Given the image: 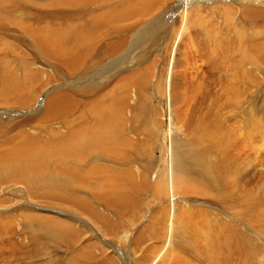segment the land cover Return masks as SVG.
<instances>
[{
  "label": "bare ground",
  "instance_id": "bare-ground-1",
  "mask_svg": "<svg viewBox=\"0 0 264 264\" xmlns=\"http://www.w3.org/2000/svg\"><path fill=\"white\" fill-rule=\"evenodd\" d=\"M179 1L178 5L181 7H186L189 2ZM232 1L240 6L244 22L255 24L258 18L264 17V6L255 5L264 4V0L249 1L255 4H248V0H239L242 5L238 0ZM103 4L105 9L101 10ZM152 4L151 0H0V28L14 29V36H27L29 42L25 41L26 48L35 46V43L40 46H37L40 53L34 54L30 59L21 47L22 51L11 49L9 52L12 53L13 59L6 58L0 64V106L27 111L38 106L39 101L46 96L43 101L45 113L41 118L39 114H34L20 119L16 114H11L13 118L20 120L11 123L0 121V195L5 184L13 183L12 187L22 185L27 197L44 201V205L56 202L60 208L81 210L93 214L98 219L100 213L96 212V207L90 206L89 201L80 198L83 190L78 189L75 184L80 183L85 189L90 183L93 187V182H97V185L102 182L101 186L105 187L102 184H106V189H92L91 193L96 195L99 205L114 212L119 218H133L134 222L140 213L147 211L141 207L138 199L145 200L146 204L152 199L157 201L158 206L156 205L153 213L154 221L151 219L154 227L158 222L157 231L154 227L150 229L149 238L161 240L162 243H158L159 246L150 252L148 259L146 256L148 264H153L151 253L156 250L162 260H167L164 254L171 255L175 258V264H264V244L256 243L253 238L240 233L238 225L226 217L230 214V218L241 216L248 219L246 221L254 231L264 232V198L256 195L260 194L261 190L258 193L257 190L250 191L252 186L248 187L250 190L243 189L239 174L244 161H237L234 156L236 151L243 156L241 153L246 152V148L252 150L255 157L259 156L261 149L264 152V138H259L261 133H264V105L259 102L254 106L259 96H252L254 98L249 101H245V96L240 98L243 92L240 89L244 85L255 84L259 89L264 83V78L260 79L256 76L258 74L252 75L246 69L250 64L264 75V42H261L264 39L258 38L255 44L249 45L250 50L242 47L239 52L236 51L240 54L238 60L235 54L226 49L229 55L225 54V51L222 53L223 57L228 59L224 58L225 66L221 65L224 63L221 61L223 58H216L218 54H214L215 58L210 55L211 58L207 61L212 64V72L219 73L218 81L213 84L208 80L197 79L191 86H186L190 90L184 86V91L180 92V80L175 79L170 105L175 103L176 109L180 110L176 114L178 126L172 119L169 120L168 114L167 127L162 131L156 115L157 108L149 101L150 96L144 99V89L149 88L154 78L152 69L146 68L139 75L121 78L113 86V91L118 92L117 94L121 91L123 97H117L113 93L107 96L106 89L104 92H98L99 83H95L98 79L94 77L96 67H99L96 63L97 57L99 56L100 62L104 56L114 54L115 49L117 53L120 49L119 43L123 44L122 38L120 42H117L119 39L111 42L113 35L121 34L123 29L125 32L127 26H132L137 21H143L151 14L149 11L154 7ZM72 8L78 11L73 10L75 12L72 13ZM34 9L46 12L36 14ZM220 9V14L226 18L225 24L231 28L234 8L226 5ZM195 10L197 9L191 12ZM198 11L194 13L197 14ZM190 18L194 23L190 24L189 28L199 29L204 34L215 32L212 31L213 27L207 31L206 23L201 17L192 15ZM126 22L129 25L124 24ZM245 27H248L247 24ZM255 27L254 25L251 29ZM239 35L244 39L248 34ZM106 40L110 43L104 44L103 41L106 43ZM5 47L7 44L4 49ZM38 56L42 57V60L52 61L49 63L53 64L52 72L56 71L57 77L31 67L37 62ZM226 61H229L228 64ZM87 62L88 72L83 74V81L90 79L94 82L90 86H81L83 81H77L75 77L81 73L83 64ZM182 73L186 74L184 71ZM47 75L49 77L45 80L44 76ZM61 80L66 81L65 87H56L57 89L42 97L46 87ZM160 80L158 81L161 82ZM157 82L156 93L162 94L165 79L161 84ZM210 84L216 89L219 85L221 94L214 92L212 96ZM133 87H137L138 94L144 99L135 102L136 107L131 105L130 95L135 90ZM216 89L214 88V91ZM78 97L84 100L91 98L92 101L90 99L91 102L88 100L82 104L77 100ZM260 97H264V92ZM249 107L263 118L258 119L251 115L250 118L247 117L246 110ZM228 110L231 117L239 114L241 124L243 125L244 121L248 126L240 135L236 133L237 126L227 119ZM128 111L132 112L134 118L138 117V120L135 119L138 124L127 121ZM250 120L260 121L251 123ZM234 121L238 125L239 121ZM46 122L51 123L45 125ZM127 122L132 128H128ZM22 123L26 125L19 128L17 133H13L15 127ZM58 124L63 126L53 128ZM29 127H33L35 131L28 130ZM128 129L133 137L127 134ZM184 131L189 139L183 134ZM142 134L145 135L144 138ZM205 144L208 146H204ZM263 157L261 158L264 159ZM258 161L260 160L257 158L247 161V166H243L242 171ZM102 162L111 165L103 166L100 164ZM243 182L244 185L247 181ZM94 186L96 187V184ZM261 196L263 197V194ZM2 198L3 196L0 199V207H6L7 201ZM208 199L210 201L205 202ZM229 209H232L231 212H227ZM21 218L28 232L43 231L48 240L73 243L72 240L77 237L67 226L56 222L55 218L51 221L43 216L36 219L31 216ZM43 220L47 223H43ZM100 220L102 225H105L104 222L108 225L112 223V219ZM155 221L157 222L154 223ZM133 222L131 221L132 224ZM5 223L0 222V227L6 228L12 224ZM116 228L120 230L123 226L116 222ZM158 229L163 230L162 235ZM202 233L204 236L209 234L210 240L202 237ZM164 237L170 238L173 243H167ZM232 237L238 242L230 243ZM36 240L39 242L42 238L37 234ZM86 258L93 259L90 254ZM82 260L88 259L77 256L69 259V264H80Z\"/></svg>",
  "mask_w": 264,
  "mask_h": 264
},
{
  "label": "rangeland",
  "instance_id": "rangeland-1",
  "mask_svg": "<svg viewBox=\"0 0 264 264\" xmlns=\"http://www.w3.org/2000/svg\"><path fill=\"white\" fill-rule=\"evenodd\" d=\"M151 1L153 3V0ZM154 1H156L157 4L154 3L155 8L153 7L150 9L149 12L151 14H149L148 17H145L144 20L142 19L143 21H137L132 26L126 25L127 29H125V32L123 31L124 30L123 29L121 34L113 35V37L110 39L111 42L118 40V39L119 40L117 42H120L121 38H122L121 41L123 39L124 41L125 40L126 41L125 42L123 41V44L119 43L118 48L120 47V49L121 48L122 49L121 50L118 49L119 51L117 53H116L117 49H115L116 54L112 53L111 56L106 55L103 57V59H101L100 62L98 60L99 56L97 57L96 63H97V66L99 67H96V75H94V77L96 76V78L98 79V81L95 82V83H99L97 85L98 87H100V90L98 92H104L106 89L107 90L106 93H108L106 94L107 96L113 93L117 97L119 96L123 97L121 95V91L119 94H117L118 92L113 91V86L116 83H118L121 78H124L127 75L128 76H134V74L139 75L146 68L152 69L153 70L152 75H154V78H152L153 80L151 81L152 83L149 84V88L147 87L148 89L147 88L144 89V94H146L144 95V99L150 96L149 101L153 102V105L155 106V108H157L156 112L157 113L159 112L158 114L156 113V115L158 117L159 124L161 125V130L163 131L164 127L165 126L167 127L166 119H168V116L170 115L169 120L171 121L172 119L173 123L176 124L177 122L176 114L179 113L180 111L179 109L178 110L176 109L177 107H175V103L170 105V103H172L171 102L172 92H173L172 84L174 83L175 79L180 80V83H181V85L179 86L180 87L179 90H181L180 92L184 91V86L185 87L187 85L191 86L194 83V80H197V79H200V80L203 79L206 81L208 80V82H210L211 84L217 82L219 73L212 72V69H211L212 64H210V62H208L207 60L210 59L211 57L215 58L214 54L215 55L218 54L216 55V58L220 60L223 58L221 61H224V63L221 65L225 66L224 64L227 58L223 57L222 55L224 51L227 52L225 54H228V55H229L228 51H230L232 54H235L234 56L238 60L240 54L237 52H239L240 48L247 47V49L250 50L251 49L250 46L255 44L258 38L264 39V17L258 18L256 22H254L255 24H253L252 22H244L245 19L243 18V14L240 10V6H238L236 2L232 0H219V1L218 0H213V1L211 0H199V1L198 0L197 1L187 0V2L189 1L188 4L186 5L187 8L179 6L178 5V2H180L179 0H154ZM249 1L250 0H248V4H255ZM238 2L242 5L241 1L238 0ZM226 5L228 6L230 5L231 8H234L233 9L234 14L231 15L232 16L231 19L233 23L232 24L233 26H231V28H229L227 24H225L226 18L222 14H220V11H221L220 8ZM255 5L264 6V4L262 3L255 4ZM104 7H105L104 4L101 5V10H104L105 9ZM198 8H200V11H198ZM194 9H197L194 11V12L198 11L197 14H195L194 12H191ZM73 10L78 11V9L72 8L71 10L72 13L75 12ZM184 10L186 12H184ZM33 12L37 14L38 12L43 13L46 11L35 10ZM191 14L197 18L201 17V19L205 21L207 31H209L210 28L212 30V27H213L214 29L212 31H215V32L214 33L211 32L209 33L210 34L209 35L207 33L204 34L199 29H193L191 27L189 28V25L194 23L193 19L190 18V16H192ZM45 15H49V13H45ZM124 24H128V22ZM245 24H247L248 27H245ZM254 25L256 27L251 29V27H254ZM235 26H237V28H235ZM0 29H2V31L5 29L3 32L0 31L1 32L0 33V49H1L0 64H2V61H5L6 58L13 59L12 53L9 52L11 49L15 51L23 50L24 54H26V57L28 59L32 58L34 54L40 53L38 49V47L40 48V46L36 45L35 42H34L35 46L26 48L24 44H26L25 41L29 39L27 36H24L22 34H17L14 36L12 33L14 32V29H9L7 27H5L4 29L3 28H0ZM240 33L248 34L246 35L247 38L243 39L242 37H240L239 35ZM10 35L13 36L15 39L13 37H10ZM207 35L208 37H206ZM2 36L4 37V40ZM213 36L216 37V39ZM2 40L4 42H2ZM103 42L104 44L110 43L109 40L106 43L105 41ZM261 42H264V40ZM5 44H7V47H5L4 49ZM238 45L241 47H239ZM20 47L22 48V50L20 49ZM261 47L263 48V46ZM212 48L213 50H211ZM226 49H228V51H226ZM3 55L5 56L4 58H3ZM125 55H128V56H125ZM42 59H43L42 57L38 56L37 62H34V64L31 67L32 68L34 67V69L44 70L48 72L49 74L57 77L55 75L56 71L55 73H53L54 72L53 71L54 68L52 67L53 64L49 63L52 61H45ZM204 60L206 61L204 62ZM228 62L229 61H226L227 64ZM88 64L89 62H87V64H83V67H82L83 70L77 77H75L77 81H83V74L85 72L86 73L88 72V68L86 66ZM254 68H255V73H254ZM246 69H248L252 75L258 74L256 76H259L260 79L264 78L263 73H261L257 67L253 65L250 66L249 64V66L248 65L246 66ZM182 71H184L186 74L182 73ZM222 73L221 75H224ZM204 76L206 79H204ZM48 77H49L48 75L47 77L44 76V79L46 80ZM161 77H163L162 78L163 81L165 79L163 93L160 94L158 92L159 94H157L156 93L157 91L155 90L156 89L155 83L158 80H160ZM101 79L103 80L101 81ZM155 79L157 81H155ZM103 81L105 84L103 83ZM163 81L161 82L158 81L157 84H161L163 83ZM65 82H66L65 80L56 81L52 83L50 86L46 87V89L44 88L45 90L43 91L44 94H42V97H44L48 92L51 93V91L54 89L65 87L66 86ZM93 82L94 81L87 79L82 82L81 86H90V84H92ZM211 84H210V91L212 92V96L214 95V92H216L217 95L221 94L222 89L220 88V86L217 85V89H216V87L212 86ZM214 88L216 89L215 91H214ZM136 89L137 87L133 91L134 93L130 95L131 105H134L132 107H136L135 104L138 101H140V99H142L140 94H138V89L137 90ZM186 89L190 90V88H187V87ZM240 90L243 91L240 94V98L245 96L246 98L245 101L246 100L249 101L254 98V97L252 98V96H256V97L259 96L258 100L254 102L255 103L254 106H257L259 102H260V105L261 104L264 105V97H260V95L264 92V83L262 87L259 89L256 87L255 84H252V85L246 84V86L244 85L243 87H241ZM147 92L149 94H147ZM52 96L54 95H50V97ZM45 98L46 96L44 97V99ZM44 99L39 101L38 106L36 105V107L30 108L27 111H23L17 108L10 109L9 107L1 108L0 106V121L5 122V123H11L14 120L24 119L25 117H28L31 115L34 116V114H39V117L41 118V115L45 113L44 106H43ZM90 99L91 98L84 100V98L82 99L81 97L77 98V100L78 101L80 100L82 104H84L88 100H89L88 102H91L92 99L91 101ZM208 105H210L209 102H208ZM185 106L186 105H184V107ZM247 106L248 105H246V107ZM185 109H187V106L185 107ZM34 110H37V111H34ZM247 111L249 113H247ZM229 112L230 110H228V113L226 111L227 119L230 121L231 124H234L235 126H237L236 133L240 135L241 131H245L248 129V126L244 123V121H242L243 125L241 124V122L239 121L241 120L239 114L238 116L235 115L234 117H231ZM8 114H10L9 117H8ZM11 114H16L20 119L13 118ZM249 115L254 116V117L256 116V118L258 119L264 117V113H263V117H261L255 113V110L253 108H250V107L246 110V116L250 118ZM127 117L129 118V120L127 119V121H129L131 124L132 123L138 124V121H137L138 117L134 118V116L132 115V112L128 111ZM247 117H244V119H246ZM136 118L137 120H135ZM233 118L239 121L238 125L236 121H234ZM5 119L7 121H5ZM259 121L260 120H255V122H252L250 120L251 123H259ZM129 122H127V124ZM47 123H51V122H46L45 125ZM130 123L128 124V128H132V125ZM25 125L26 124L22 123L16 126L15 131L13 133H17L16 131H18L19 128ZM58 125H55L54 127L53 126L52 127L60 128L61 126H63L61 124L59 126ZM27 129L30 131H35L33 127L32 128L29 127ZM129 130L130 129H128L127 134L133 137L134 135L131 132H129ZM139 130L141 131V127ZM183 134L186 135V138L189 139V136L185 131L183 132ZM261 134L262 135L259 136L260 139L264 138V133H261ZM144 137L145 135L143 136L142 134V138ZM174 137L175 136L173 134L172 138L174 139ZM204 146H208V144H205ZM245 150L246 152L241 153L243 154V156L238 154L237 151L235 152V155L231 153L232 155L236 156L237 161H240V162L244 161L243 162L244 165L241 166L240 170H241V173L242 174L244 173L245 175L244 174L242 175L241 173L239 174L241 177L239 178L241 180L240 184L243 187V189L246 188L247 190H250L249 188L252 186L250 191L257 190L256 192L258 193V191L260 192L261 190L260 194L258 193L259 195L258 194L256 195L258 197L260 196V198H264V159L261 158L262 156H264V152L261 149L258 152L259 156L255 157L253 156L252 150H250L249 148H246ZM252 158H257L260 161L256 162L252 167H247L246 170L242 171L243 169L242 167L247 166L246 162L252 161ZM100 164L103 166L111 165V163H108V162H102ZM243 176H244V180H243ZM243 181L245 182L247 181L244 184L245 186L243 185L244 183ZM100 183L102 182H99L97 185V182L96 183L93 182V187H91V183L90 185L88 184L87 187L88 188L91 187V189H87L86 186H85V189H83L82 188L83 186H81L80 183L75 184L78 189L83 190L80 194V198H84L87 201H89L90 206L96 207V210H97L96 212H99L101 214V215L98 214V219L93 214H90V213H87L81 210L79 211L77 209L69 210L68 208L66 209L60 208L56 202L51 205H49L48 203H45L44 205L43 204L44 201H41L39 199L33 200L34 198L27 197L26 190L23 187H21L22 185H18V186L14 185L12 187L13 183L12 184L8 183V185L5 184V186L1 188L2 193L0 195V199H1V196H3L2 199H5L7 203L5 205L6 207L4 206L0 207V222H6L5 224L7 225L9 222H11L12 224H9L10 226H7L6 228L0 227V237L2 239V240L0 239V264H69V259L77 257V256H81L83 259H88V260H82L80 264H114V262H117V264H148L147 259L150 257L149 256L150 252L154 248H157L159 246L158 243H162L161 240H155V239L152 240L151 238H149L150 229L154 227V224L151 221L154 219L153 213L156 207L158 206L157 201L155 199H152V200L148 199L149 202L146 204L145 200L138 199L140 198L138 197L137 199L140 200L141 202L140 204L142 205L141 207L144 209H147V211L144 210L145 212H142L139 214L138 219H136L138 221L134 219L135 221L133 222L132 220L133 218H129V217L119 218L114 212L108 211L104 206L99 205L100 203L96 202V195L91 193L92 189L93 190L94 189L96 190L106 189L105 188L106 184H102V185H105L104 187V186H101ZM94 184H96V187L94 186ZM6 186H10V187H6ZM262 194H263V197L261 196ZM200 200H203V199H200ZM208 201H210V199H208L205 202H208ZM146 205H148V207H146ZM231 210L232 209H229L227 212H231ZM16 213H17V216H16ZM27 213L36 214V215H31ZM226 214H229V213H226ZM230 215H226V217L228 216L229 220L231 219L232 222L234 221L233 222L234 224L238 225L240 229V233H243V235H248L249 237L253 238L254 240H256L255 241L256 243H260L261 245L264 244V232L260 233L258 231H254L253 228L250 227L251 224L246 221L248 219H245L241 216L240 217L232 216L234 218L233 219L232 217L230 218ZM22 216L24 217L31 216L35 219L39 216H43L44 219L48 218L49 221L55 218L54 220H56V222L67 226L70 229L71 233L77 237H75L74 240H72L73 243H69L65 241H62V242L54 241L53 239L48 240L43 231L38 230L37 233L28 232L24 225L23 218H21ZM101 218H106L107 220L112 219L111 220L112 223H109L108 221L109 225L107 224V222H104L105 225H102L101 223H99V222H102L100 220ZM113 220L115 223L113 222ZM131 221L133 222V224L131 223ZM116 222L121 224L123 228H121L120 230H117ZM135 222L136 224H134ZM156 222L157 221H155L154 223ZM43 223H47V221L43 220ZM96 223H99V224H96ZM157 224H155V227H154L156 228L155 231H157ZM158 231L162 235L161 231L163 230L158 229ZM251 232L252 233L255 232V233L252 234ZM37 234L38 236L42 238V240L39 242H37L36 240ZM209 234L204 236L202 233V237L210 240ZM164 239H166L167 243H173L172 241H170V238L168 237H164ZM237 242L238 240L234 237L230 239V243H237ZM138 243L140 245H138ZM87 254L88 255L90 254V257H92L93 259L86 258L88 256ZM146 256H147V259H146ZM151 256H152L153 264H162L163 261H164V264H175L174 263L175 258H172L171 255L167 253L164 254V258L166 257L167 260L161 259L160 253L158 252V250H156L155 253H151ZM149 264H151V262Z\"/></svg>",
  "mask_w": 264,
  "mask_h": 264
},
{
  "label": "crops",
  "instance_id": "crops-1",
  "mask_svg": "<svg viewBox=\"0 0 264 264\" xmlns=\"http://www.w3.org/2000/svg\"><path fill=\"white\" fill-rule=\"evenodd\" d=\"M154 3H156V4H157V2H156V1H153V4H154ZM153 4H152V5H153ZM156 4H155V5H156Z\"/></svg>",
  "mask_w": 264,
  "mask_h": 264
}]
</instances>
